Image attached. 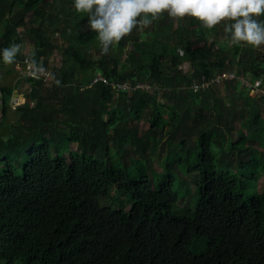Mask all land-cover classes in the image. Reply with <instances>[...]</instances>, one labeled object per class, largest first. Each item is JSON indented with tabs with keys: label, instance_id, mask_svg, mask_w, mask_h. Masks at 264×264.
<instances>
[{
	"label": "trees",
	"instance_id": "obj_1",
	"mask_svg": "<svg viewBox=\"0 0 264 264\" xmlns=\"http://www.w3.org/2000/svg\"><path fill=\"white\" fill-rule=\"evenodd\" d=\"M57 1L48 11L45 0H0V52L26 41L31 53L20 49L16 60L32 58L54 79L0 85V264H264V187H255L264 176V94H250L255 81L264 86V46L226 49L215 28H195L191 18L178 40L183 55L155 29L148 49L129 35L102 55L87 16ZM224 72L236 78L214 82ZM98 75L108 84L93 83ZM110 84L130 90L115 98ZM219 85L230 100L217 95ZM21 86L25 102L9 123ZM244 113L247 133L234 127ZM192 132L197 152L189 162L179 146ZM164 134L176 156L168 153L163 177L150 176L143 160L115 161L130 145L145 155ZM120 163L143 172L129 175ZM179 166L197 176L183 209ZM112 186L124 197L117 210L102 202Z\"/></svg>",
	"mask_w": 264,
	"mask_h": 264
},
{
	"label": "clouds",
	"instance_id": "obj_2",
	"mask_svg": "<svg viewBox=\"0 0 264 264\" xmlns=\"http://www.w3.org/2000/svg\"><path fill=\"white\" fill-rule=\"evenodd\" d=\"M77 13L87 16L102 55L118 46L134 30L141 32L153 20L195 18L211 32L223 22L224 40L229 46H264V0H74ZM148 14L142 16L141 14ZM20 45L13 43L0 52L4 65L16 63Z\"/></svg>",
	"mask_w": 264,
	"mask_h": 264
},
{
	"label": "rangeland",
	"instance_id": "obj_3",
	"mask_svg": "<svg viewBox=\"0 0 264 264\" xmlns=\"http://www.w3.org/2000/svg\"><path fill=\"white\" fill-rule=\"evenodd\" d=\"M49 3L47 9L48 11H50L52 8H54L56 5L58 6L59 4H57V0H45ZM71 1L72 4H74V0H68ZM51 4V5H50ZM144 15H148V14H144L142 13V16ZM179 20V22H177V20H173V19H169V17L166 14H161V19L158 20H153L146 28L143 29V31L141 32L140 30L137 29L136 31H133L130 35L136 36L138 35L139 37V41L141 42V49H148L149 48V42L151 41L148 37V35L150 34L151 30H159V34L161 35L160 38H158V40L160 42H166L167 39L165 38L166 34L168 35V37H170L169 39V43L172 47V50L174 52V54L177 55H183V50L180 46H177L179 44V37L181 35H186V31H188L189 29H191L193 27V25L190 23L191 18H177ZM223 23V22H222ZM200 25H196V27H199ZM215 31L217 32V36L216 39H218V43L220 46H225L226 49L230 48V46L225 42L224 37H225V33L223 31V26H218L215 28ZM0 33H1V27H0ZM23 34V33H22ZM134 40H129L130 43H128L127 48L132 47V42ZM21 49V53L23 56H27L29 55V53H31V47L28 46V42H24L23 45L20 46ZM258 50H261V52L264 53V47L263 48H259ZM128 52V50L125 51V53H123L121 55V61L124 60L126 53ZM56 58H55V62L56 64H60V56L59 53H56ZM55 57V55H54ZM191 67H189V65H187V69H190ZM11 65H4V64H0V85H12V83L15 81L16 82V77L14 75L9 74L11 71ZM233 72H226V74H231ZM246 84V83H245ZM146 85H149L146 83ZM247 85V84H246ZM207 86V85H206ZM220 87L217 88V95L220 96V98L223 99H228L229 96L227 95L225 89L222 87V85H219ZM20 88V87H19ZM21 88H23L21 86ZM153 89V87H152ZM24 90V89H22ZM17 92H22L21 90L18 89ZM250 94L253 96L255 95L254 91H251ZM156 96L158 97V102H162V96L161 93L156 94ZM261 96V95H260ZM114 97L117 98L118 97V92L114 91ZM257 97V96H256ZM230 100V98H229ZM25 102V100H24ZM23 102V103H24ZM23 103H20V105H22ZM11 108L9 105V112H8V118H9V123L10 121H12V119L15 118V109H16V105H13V103L11 102ZM115 103L112 104V107L115 108ZM18 107V106H17ZM1 109V107H0ZM248 116L247 113H244V115H240L237 116L235 121H234V127H241L242 130L244 131V133H247V127L245 125L246 123V117ZM8 122V121H7ZM191 123L189 121H186L185 126L188 127L190 126ZM136 128H138L139 130V135L143 136L142 134L145 133V131L147 130V125L146 122H142L140 124H135ZM189 128H187L186 130H189ZM179 133V132H178ZM194 133L192 132L190 134V137L188 139V136L185 139L184 143L180 144V148H186L184 149V152L182 154H180L179 158L183 159V160H188L189 162H193L196 158V152H197V147H193V140H194ZM162 140H161V144L156 147L154 146L153 143H147L146 144V150H145V155H142L140 152H138L137 147H133L132 145L130 146H126L124 147V153H119L116 155V162L119 161H126V160H133V161H145L146 162V166H144L145 168L149 166V170L148 173L150 176L152 175H156L158 177H163V175L165 174V166H166V157L168 155V153H170V156H176L173 150L170 149V147L167 144V140L168 137L166 134L162 135ZM70 151L71 152H77V147L75 145L70 146ZM217 158V157H216ZM216 164L218 166V161L216 160ZM148 165V166H147ZM120 168L123 169L124 171H126L129 175H139L140 173L143 172V168L141 165H134V163H130L127 165H124V163H120L119 164ZM219 167V166H218ZM179 169L181 172L176 171V173L178 174V179L176 181V186L175 189L176 192L179 190V199L177 201V208L178 209H183L185 206H187L190 201L192 200V197L194 196L195 193V185L197 183V176L194 174H187L184 172V168L179 166ZM251 186L249 183L246 184ZM256 190L258 192H261L263 187H264V176L261 177L257 184H256ZM124 197L120 196L116 190L114 189V187L112 186L110 188V194L109 196L104 199L102 202L106 205H111L113 207V209H118L120 206V201L123 200ZM193 208V207H192ZM129 206L128 204L125 206V210H128ZM175 212H177L175 210Z\"/></svg>",
	"mask_w": 264,
	"mask_h": 264
},
{
	"label": "built area",
	"instance_id": "obj_4",
	"mask_svg": "<svg viewBox=\"0 0 264 264\" xmlns=\"http://www.w3.org/2000/svg\"><path fill=\"white\" fill-rule=\"evenodd\" d=\"M11 68H12L13 72L17 75L18 79L31 78V79L42 80L45 83H51L54 80L51 71L45 69L42 66L37 65L33 61V59L29 58V57L16 60V63L12 64ZM235 78H236L235 73H231V74L222 73L221 75L216 76V78L214 79V82L220 83L223 80H233ZM238 79H240L241 81H244L243 77H238ZM97 81H101L105 84H108V82L103 77H101L100 75H98L93 80V83H95ZM246 84L249 85L248 82H246ZM110 85L115 91L130 90V87H128L126 84H123V85L110 84ZM193 87H195L196 89H197V87L207 88L208 84L205 83L202 86L194 85ZM136 88H140L143 90H149L150 89L149 85H146V83H137ZM251 91L255 92V95H253V96H260V95L264 94V86H262V81L261 80L255 81V83L251 87ZM11 102L13 103V105H16V106H20V103H21L20 98H18L16 96L11 97L10 103Z\"/></svg>",
	"mask_w": 264,
	"mask_h": 264
},
{
	"label": "crops",
	"instance_id": "obj_5",
	"mask_svg": "<svg viewBox=\"0 0 264 264\" xmlns=\"http://www.w3.org/2000/svg\"><path fill=\"white\" fill-rule=\"evenodd\" d=\"M11 71L12 72H10L9 74H11V75H14L15 77H16V79H18V77H17V75L13 72V70L11 69ZM224 73H226V72H224ZM1 86H10V87H14L15 86V81L12 83V85H3V84H1ZM112 88V87H111ZM18 89L19 90H21L22 92H17L18 91ZM113 89V88H112ZM113 91H115L114 89H113ZM128 91V90H127ZM117 92H119V91H117ZM26 92L24 91V90H22V88L20 87H16L15 88V90H14V92H13V95H12V97H18V98H20V102L21 103H23L24 102V100H25V97H24V94H25ZM0 99H1V96H0ZM9 105H10V108H11V103H9ZM17 107V106H16ZM9 112V111H8ZM15 118H16V116H15ZM14 118V119H15ZM14 119H12V121H14Z\"/></svg>",
	"mask_w": 264,
	"mask_h": 264
}]
</instances>
